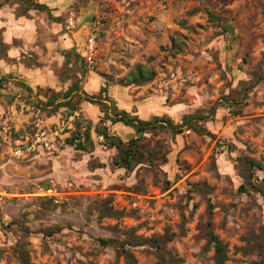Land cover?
Masks as SVG:
<instances>
[{
    "label": "rangeland",
    "instance_id": "1",
    "mask_svg": "<svg viewBox=\"0 0 264 264\" xmlns=\"http://www.w3.org/2000/svg\"><path fill=\"white\" fill-rule=\"evenodd\" d=\"M23 1L0 0L23 49L0 69V264H215L211 234L224 264H264V0ZM107 99L178 131L136 136ZM86 127L94 147L69 146ZM105 128L137 152L129 168Z\"/></svg>",
    "mask_w": 264,
    "mask_h": 264
},
{
    "label": "trees",
    "instance_id": "2",
    "mask_svg": "<svg viewBox=\"0 0 264 264\" xmlns=\"http://www.w3.org/2000/svg\"><path fill=\"white\" fill-rule=\"evenodd\" d=\"M22 1L23 4L27 5L25 1ZM31 7L33 10H45L48 14H50V10L46 5L40 4V3H33L31 4ZM27 11L30 10V6L28 5L26 8ZM57 21V20H56ZM141 76V74H139ZM74 89H77V86L75 85L73 88H70L65 94V97H68ZM104 89V88H103ZM103 91V90H102ZM81 94L89 101H92L94 99V96H88L84 92H81ZM110 105L106 108L105 117L107 120H109L112 124H122L126 127L131 128L136 136H142L143 133H145L147 130L156 127L158 124L165 126L169 129H171L173 132L178 131L174 130V125L172 124L171 120L168 118H159L154 117L152 120L145 121L140 120L136 117H132L128 112L124 110H119L116 106H114L113 102L111 100H108ZM57 105L62 106L65 104L58 103ZM90 127H86V129L83 131V133H76L75 135L71 136V138L68 140V145L74 147L78 151H87L90 148L94 147V142L91 138L90 134ZM99 136H102L105 139V143L111 145L112 147L117 148L122 153L121 158V166L122 168H129L135 159V153L136 151H132L131 149L125 148V144L122 140L112 137L108 134L106 128L99 132ZM135 139H131L129 144L134 145L136 142ZM248 163L252 167H258L253 161H248ZM119 165V164H118ZM113 215V214H112ZM101 246H105L108 244V242L103 240H96ZM210 241L214 244L215 249V264H224L225 262V255H224V247L218 242V240L211 234Z\"/></svg>",
    "mask_w": 264,
    "mask_h": 264
},
{
    "label": "crops",
    "instance_id": "3",
    "mask_svg": "<svg viewBox=\"0 0 264 264\" xmlns=\"http://www.w3.org/2000/svg\"><path fill=\"white\" fill-rule=\"evenodd\" d=\"M20 17H16V19H19ZM25 22H28L26 23V28H22V27H17L19 28L20 30L18 31V35L22 37V39H25V40H28L30 43V46L33 47L35 50L33 51H36L37 49V46L38 45H35V43L39 42V40L37 39V35H36V30L33 29V27L31 26L32 24L29 23V21H25ZM23 25V24H22ZM11 29H16V28H11ZM29 29V30H27ZM1 30V37H0V48H6L7 47V51H6V55L4 57H1L0 58V69H4V67L7 64V61L9 60L10 57L12 58H15V56L17 55H21V52L23 51V49H21L19 47V49H17L15 46V40H16V37L13 36V35H7L6 34L4 35L5 31L2 32V28H0ZM17 30H15L16 32ZM60 30L56 31L54 35H51V40L50 42H57V44L59 46H61L62 48L65 47L63 50V54L60 55L62 57H64V54H69L70 52V47H73V40L69 37L68 33L65 32V33H60L59 32ZM25 32L26 35H25ZM45 40V39H44ZM47 40V39H46ZM48 42H49V39H48ZM25 43V42H24ZM53 44V43H52ZM83 49V52H84V45L82 47ZM9 57V58H8ZM82 57H83V53H82ZM65 58V57H64ZM3 65V66H1ZM41 85V84H40Z\"/></svg>",
    "mask_w": 264,
    "mask_h": 264
},
{
    "label": "built area",
    "instance_id": "4",
    "mask_svg": "<svg viewBox=\"0 0 264 264\" xmlns=\"http://www.w3.org/2000/svg\"><path fill=\"white\" fill-rule=\"evenodd\" d=\"M96 42H97L96 34L90 33L84 44L83 58L89 70H93L96 65V48H97Z\"/></svg>",
    "mask_w": 264,
    "mask_h": 264
}]
</instances>
